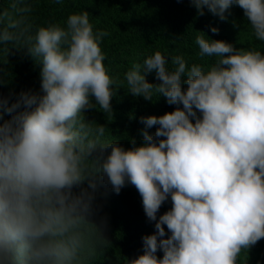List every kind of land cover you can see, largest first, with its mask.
I'll return each instance as SVG.
<instances>
[{
	"label": "clouds",
	"instance_id": "1",
	"mask_svg": "<svg viewBox=\"0 0 264 264\" xmlns=\"http://www.w3.org/2000/svg\"><path fill=\"white\" fill-rule=\"evenodd\" d=\"M189 2L197 15L207 9L221 21L239 7L250 37L264 43V0ZM6 3L0 52L7 58L25 49L40 66V88L0 95V264H92L111 244L94 205L97 176L116 194L133 186L154 222L142 253L126 264L247 258L264 239V52L199 31L197 55L211 63L156 51L118 81L104 65L101 44L110 33L94 31L88 11L36 25L34 0ZM124 85L133 98L162 96L175 106L141 116L142 143L127 149L106 136V124L86 118L98 110L111 122L112 97Z\"/></svg>",
	"mask_w": 264,
	"mask_h": 264
},
{
	"label": "trees",
	"instance_id": "2",
	"mask_svg": "<svg viewBox=\"0 0 264 264\" xmlns=\"http://www.w3.org/2000/svg\"><path fill=\"white\" fill-rule=\"evenodd\" d=\"M0 4L7 6L6 0H0ZM33 7L31 18L36 25L62 23L70 13L88 11L94 31L110 33L103 39L101 47L106 55L105 67L118 81L124 80V74L133 63L142 64L156 51L166 57L183 55L189 65L211 63V59L202 60L197 55L198 46L194 41L202 34L200 32L206 39L223 40L236 47L257 48L264 52V43L250 37L242 10L237 6L225 13L224 21L207 9L203 16L197 15L189 0H63L61 4L53 0H34ZM212 27L219 29L218 34L211 32ZM39 72L40 66L25 49H11L7 58L0 52V81L5 82L0 84V95L7 96L10 90L16 94L20 91L38 92ZM146 79L158 82L154 73L148 74ZM111 103L114 109L111 122L98 110L88 111L86 118L106 124V136L126 149L132 146V140L137 145L142 143L141 129L144 126L139 120L141 116L163 115L175 107L166 103L162 96L151 102L142 97L133 98L127 93L126 85L116 90ZM148 131L154 133L155 127ZM96 184L94 205L99 206L97 216L107 218L106 236L111 244L97 253L92 264H126L127 259L142 253L141 238L154 232V222L147 220L141 197L130 184L119 194L114 193L99 176ZM170 207L169 200L157 215ZM238 264H264V239L249 250L247 258L242 254Z\"/></svg>",
	"mask_w": 264,
	"mask_h": 264
}]
</instances>
